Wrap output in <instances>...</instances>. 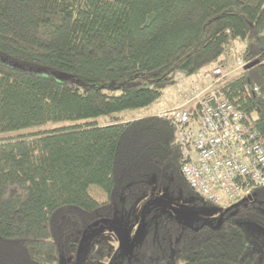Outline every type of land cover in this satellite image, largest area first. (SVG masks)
I'll return each mask as SVG.
<instances>
[{
	"label": "trees",
	"instance_id": "16d2710c",
	"mask_svg": "<svg viewBox=\"0 0 264 264\" xmlns=\"http://www.w3.org/2000/svg\"><path fill=\"white\" fill-rule=\"evenodd\" d=\"M232 47L225 97L264 141V0H0V264H264V186L218 224L170 211L220 206L157 105Z\"/></svg>",
	"mask_w": 264,
	"mask_h": 264
},
{
	"label": "built area",
	"instance_id": "2783aa9c",
	"mask_svg": "<svg viewBox=\"0 0 264 264\" xmlns=\"http://www.w3.org/2000/svg\"><path fill=\"white\" fill-rule=\"evenodd\" d=\"M245 67L232 52L227 68L206 71L213 83L204 89L184 86L183 103L159 112L176 128L182 175L198 195L220 207L248 199L256 187L264 186V141L223 91Z\"/></svg>",
	"mask_w": 264,
	"mask_h": 264
},
{
	"label": "rangeland",
	"instance_id": "374dc122",
	"mask_svg": "<svg viewBox=\"0 0 264 264\" xmlns=\"http://www.w3.org/2000/svg\"><path fill=\"white\" fill-rule=\"evenodd\" d=\"M231 53L239 52L238 47H232L231 48ZM232 80V79H231ZM230 81V80H229ZM211 83H213L212 78H206L205 77V71H202L200 74L196 75L195 77L189 78V79H184L181 84L178 86H175L174 88L170 89L168 92H166L165 96L162 98V100L158 103L157 109H162V108H167V107H178L182 103L180 100V93H182V87L184 85L192 86L194 84H197L200 88H206L209 86ZM145 113V111H131V112H126L122 113L125 114L128 117L132 116H141ZM120 114L119 116H121ZM63 124H48L42 128L39 129H33V130H28L23 132L28 133V132H34L37 130H48L52 128H57L61 127ZM175 209H179L178 212L176 210L171 209L170 211L174 215L175 213H178L179 219L190 226H199L201 224H218L221 221V216L227 211L228 208L226 207H207L204 206L202 208H199L195 205L192 204V201L190 200H180L178 202V206Z\"/></svg>",
	"mask_w": 264,
	"mask_h": 264
},
{
	"label": "water",
	"instance_id": "95a60500",
	"mask_svg": "<svg viewBox=\"0 0 264 264\" xmlns=\"http://www.w3.org/2000/svg\"><path fill=\"white\" fill-rule=\"evenodd\" d=\"M257 63H258V62H255V63H252V64L248 65V66H247V69L254 67Z\"/></svg>",
	"mask_w": 264,
	"mask_h": 264
}]
</instances>
